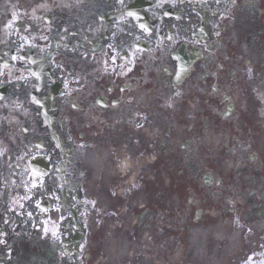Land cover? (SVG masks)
Returning <instances> with one entry per match:
<instances>
[{"label":"flooded vegetation","instance_id":"af4514ba","mask_svg":"<svg viewBox=\"0 0 264 264\" xmlns=\"http://www.w3.org/2000/svg\"><path fill=\"white\" fill-rule=\"evenodd\" d=\"M209 209L264 217V0H0V264Z\"/></svg>","mask_w":264,"mask_h":264},{"label":"bare ground","instance_id":"6f19581e","mask_svg":"<svg viewBox=\"0 0 264 264\" xmlns=\"http://www.w3.org/2000/svg\"><path fill=\"white\" fill-rule=\"evenodd\" d=\"M250 230L252 234L255 233L250 240L254 245L258 242L259 233H264V218L250 224ZM243 242L242 229L233 227L229 220L214 225H198L189 232L185 247H175L172 251L168 249V258L161 254L160 260L152 264H184L185 255L188 253L195 264H235L232 256ZM119 252L127 254L126 243L120 244Z\"/></svg>","mask_w":264,"mask_h":264},{"label":"rangeland","instance_id":"374dc122","mask_svg":"<svg viewBox=\"0 0 264 264\" xmlns=\"http://www.w3.org/2000/svg\"><path fill=\"white\" fill-rule=\"evenodd\" d=\"M225 218L220 219L219 223H224ZM208 223L205 222L204 225H207ZM234 227V225H232ZM237 227H241L243 229V239L244 242L240 246V248L236 251H234V254L232 258H234L235 264H264V233H259L258 236V242L256 244H251L250 240L254 237L255 233L252 234V232H249L247 229V225L239 224ZM172 233V229H171ZM171 237V239L174 241V243L178 247H185V242L181 240L180 236L181 234H177V236L172 237V235L167 234ZM170 239V238H169ZM247 240V244L246 243ZM188 252V251H187ZM172 256V255H171ZM196 262L193 261L192 257H190V253L185 255V261L184 264H195ZM206 264V263H205Z\"/></svg>","mask_w":264,"mask_h":264},{"label":"snow or ice","instance_id":"6c2138e0","mask_svg":"<svg viewBox=\"0 0 264 264\" xmlns=\"http://www.w3.org/2000/svg\"><path fill=\"white\" fill-rule=\"evenodd\" d=\"M130 15H131V13H130Z\"/></svg>","mask_w":264,"mask_h":264}]
</instances>
